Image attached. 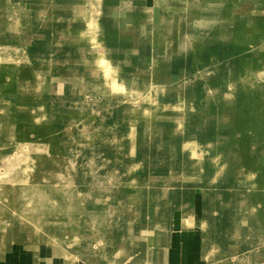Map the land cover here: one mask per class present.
<instances>
[{"label":"rangeland","instance_id":"1","mask_svg":"<svg viewBox=\"0 0 264 264\" xmlns=\"http://www.w3.org/2000/svg\"><path fill=\"white\" fill-rule=\"evenodd\" d=\"M176 244L264 264V0H0V264Z\"/></svg>","mask_w":264,"mask_h":264},{"label":"crops","instance_id":"2","mask_svg":"<svg viewBox=\"0 0 264 264\" xmlns=\"http://www.w3.org/2000/svg\"><path fill=\"white\" fill-rule=\"evenodd\" d=\"M178 246V247H177ZM180 245L176 244L174 251L169 255L165 264H194L196 254L190 250L189 254L181 251Z\"/></svg>","mask_w":264,"mask_h":264}]
</instances>
